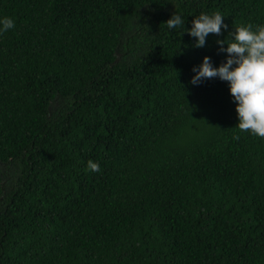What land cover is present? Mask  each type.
<instances>
[{"label": "trees", "instance_id": "obj_1", "mask_svg": "<svg viewBox=\"0 0 264 264\" xmlns=\"http://www.w3.org/2000/svg\"><path fill=\"white\" fill-rule=\"evenodd\" d=\"M216 11L228 28L196 48ZM4 17L0 264H264V138L236 128L228 82L191 83L264 0H0Z\"/></svg>", "mask_w": 264, "mask_h": 264}, {"label": "clouds", "instance_id": "obj_2", "mask_svg": "<svg viewBox=\"0 0 264 264\" xmlns=\"http://www.w3.org/2000/svg\"><path fill=\"white\" fill-rule=\"evenodd\" d=\"M184 21L178 14H173L166 22L169 29L182 26ZM0 33L15 27L9 17L0 19ZM224 17L219 11L212 14H200L194 18L188 35L197 39L196 48L206 45L209 34L220 36L222 29H227ZM234 32L225 40H218L220 52L227 53L226 63L213 67L210 57H204L202 65L193 68L197 73L191 83L198 85L204 79L219 78L228 82L230 94L236 103L238 128L241 132H250L254 136L264 138V25H234ZM234 37V39H232ZM227 44L225 48L224 45ZM239 140V136L234 137ZM88 170L99 172L98 163L89 160Z\"/></svg>", "mask_w": 264, "mask_h": 264}]
</instances>
